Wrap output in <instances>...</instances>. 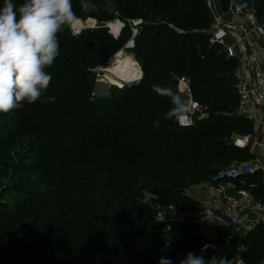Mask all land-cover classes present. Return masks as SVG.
Instances as JSON below:
<instances>
[{"label": "trees", "instance_id": "trees-1", "mask_svg": "<svg viewBox=\"0 0 264 264\" xmlns=\"http://www.w3.org/2000/svg\"><path fill=\"white\" fill-rule=\"evenodd\" d=\"M90 2L97 10L84 12L82 0H72L73 10L81 21L92 19L99 28L73 36L66 27L58 34L60 55L46 69L52 81L43 97L30 104L37 135L54 144L53 187L11 206L0 205V261L159 264L165 258L180 264L189 252L207 261L215 256V247L204 250L200 242L189 241L186 224L167 243L158 242L143 197L194 212L199 205L187 191L234 164L253 161L247 149L231 142L234 135L253 133L251 121L235 115L237 61L209 41L213 16L208 0ZM227 7L228 0H220L223 12ZM251 8L264 21V0H253ZM116 20L125 27L114 40L103 27ZM134 20L142 24L131 55L142 77L137 83L112 86L107 98L94 100L86 83L128 41L127 22ZM178 77L188 79L194 100L204 110L205 118L190 129L169 118L170 100L153 91V85L175 91ZM231 184L264 206L258 172ZM223 237L219 234L218 240ZM230 243L224 260L264 264V222ZM161 245L164 252L159 254Z\"/></svg>", "mask_w": 264, "mask_h": 264}, {"label": "built area", "instance_id": "built-area-1", "mask_svg": "<svg viewBox=\"0 0 264 264\" xmlns=\"http://www.w3.org/2000/svg\"><path fill=\"white\" fill-rule=\"evenodd\" d=\"M208 6L213 16V24L209 32L210 43L221 49L227 58L236 59L237 67L238 65L242 67L241 72L238 75L236 73L237 106L235 115L249 120L252 116L251 111L254 105L264 106V71L259 67L258 53L251 40V36L264 40V21H259L254 17L251 4L248 1L228 0L227 10L221 15H217L209 3ZM225 17H229L231 21L238 20L239 24L235 25L227 22L224 20ZM87 22H89V25L86 27L87 30H96L99 28V25L94 20H79L78 23L85 25ZM114 22L120 25V29L115 36L111 34L110 24H105L103 28L116 40L125 25L118 20ZM141 24V21L138 20L127 22L130 28V37L124 44L121 53L107 59L106 64L100 69L102 74H104L108 64L112 60L126 55L141 70L131 55L135 47L134 41ZM233 30L237 34L238 43L240 42L243 46L242 53L238 55L235 52L234 46L227 43ZM243 56L245 59H243ZM243 62L246 63L244 67L242 66ZM97 69L93 72H96ZM140 75V77L134 79L133 83L140 81L142 72ZM115 79L122 85L130 84L124 83L119 78ZM116 87L121 86L116 85ZM175 91L190 105L191 110L186 118L180 120L174 119V122L180 128H193L196 121L204 118V110L194 100L192 89L187 78L178 77L176 79ZM249 140L250 136H243L234 146L238 149H246ZM254 173L255 168L251 164L238 165L236 167L231 166L218 172L210 181V192L219 194L222 198L200 210L197 214L198 222L208 226L217 236L224 234L223 240L226 243L232 242L238 235H244L253 231L255 226L264 222V206L255 203L251 194L246 190H236L234 187H231V191L228 194H224V192L213 189L212 186L223 182L231 184L240 176H252Z\"/></svg>", "mask_w": 264, "mask_h": 264}, {"label": "clouds", "instance_id": "clouds-1", "mask_svg": "<svg viewBox=\"0 0 264 264\" xmlns=\"http://www.w3.org/2000/svg\"><path fill=\"white\" fill-rule=\"evenodd\" d=\"M81 9L91 12L97 6L90 0H82ZM79 20L72 0H23L19 5L13 0H3L0 6V113L7 114L24 102L32 104L43 97L52 81L46 69L60 55L58 34ZM153 91L170 100L169 118L180 120L188 116L190 105L172 87L153 85ZM49 99L55 102L56 97ZM159 264L172 262L161 258ZM180 264L232 262L215 256L206 261L202 255L189 252Z\"/></svg>", "mask_w": 264, "mask_h": 264}, {"label": "rangeland", "instance_id": "rangeland-1", "mask_svg": "<svg viewBox=\"0 0 264 264\" xmlns=\"http://www.w3.org/2000/svg\"><path fill=\"white\" fill-rule=\"evenodd\" d=\"M242 1H248L251 4L253 0ZM108 35L112 37V35ZM123 46L109 58L121 53ZM123 63L124 60H121L114 71H120L124 66ZM102 66L96 72H93V82L89 80L86 83V86H92L91 97L94 100L107 98L109 87L120 83L109 74L108 70L102 74L100 70ZM34 116L33 109L27 102L7 114L0 113V205L11 206L27 196L43 193L53 187L51 178L54 162L51 159L50 152L54 148V144L50 143L49 139H42L37 135L39 126L36 125ZM23 127L26 134L24 137L17 138L16 133ZM47 135H51V133ZM202 185L204 186L203 189L210 192V182ZM212 188L226 192V190H231V184L223 182L213 185ZM255 197L257 198V196ZM143 202L151 210L150 218L154 222L152 235L156 237L158 242L167 243L175 236L174 231L177 230V227L186 224L184 230L188 232L187 239L189 241L192 243L200 242L204 250L215 247V257L218 260L224 259V253L231 247V243H226L223 239L219 241L215 232L208 226L198 222L197 214L201 210L199 207L194 212H182L174 207L157 205L150 195H145ZM170 224H174L175 227ZM241 236L238 235L239 238ZM206 245L208 247H205ZM161 246L158 247L159 254L164 252V245ZM0 264H6L5 260L4 262L3 260L0 261Z\"/></svg>", "mask_w": 264, "mask_h": 264}, {"label": "crops", "instance_id": "crops-1", "mask_svg": "<svg viewBox=\"0 0 264 264\" xmlns=\"http://www.w3.org/2000/svg\"><path fill=\"white\" fill-rule=\"evenodd\" d=\"M209 5L212 9L217 13V15L223 14V11L220 8V0H208ZM225 21L231 22L235 25L239 24L238 20H232L229 17L224 18ZM237 34L234 32L228 38L227 43L229 45H233L235 48L236 54H241L243 50L242 44L237 39ZM251 40L254 43L256 52L258 53L257 58L259 62V67L261 70L264 71V40L258 39L254 36H251ZM243 59L245 57L243 56ZM243 67L246 66V63H242ZM241 65L237 67V75L241 72ZM252 116L250 117V121L252 123L253 133L250 136V140L247 144L246 149L248 153L253 156V161L250 163L255 168V172H258L260 178L262 180V185L264 187V106L254 105L251 111ZM205 118V115H204ZM203 118V119H204ZM202 119V120H203ZM243 136H236L234 135L231 138V142L233 146L235 145L238 140ZM232 166H238L234 164ZM231 187H234L231 184ZM204 186L201 184L198 187L192 188L187 191L186 195L188 198L194 200L198 203L199 208L202 210L204 207L210 205L211 203L218 201L222 198L221 195L215 194L214 192H208L207 190L203 189ZM231 190H226L224 194H228Z\"/></svg>", "mask_w": 264, "mask_h": 264}, {"label": "bare ground", "instance_id": "bare-ground-1", "mask_svg": "<svg viewBox=\"0 0 264 264\" xmlns=\"http://www.w3.org/2000/svg\"><path fill=\"white\" fill-rule=\"evenodd\" d=\"M85 25H81L80 23H77V24H75V28H78L79 26L87 27L89 25L88 22ZM109 28L112 32L111 34L114 33L113 35L115 36L120 29V25L118 23L114 22V23L110 24ZM121 60H124V63H123L124 66H122L120 71H118V72L114 71V69L116 68V65L119 64ZM113 61H115V62L113 63ZM106 70H108L109 74L112 75L114 78H119L124 83H131L132 81H134L135 78L141 76L140 75L141 71L136 66L134 61L127 55L126 56H120L119 58H115L114 60H112V62L108 64ZM115 80L117 81V79H115ZM116 85L122 86L121 83L115 84V86Z\"/></svg>", "mask_w": 264, "mask_h": 264}, {"label": "water", "instance_id": "water-1", "mask_svg": "<svg viewBox=\"0 0 264 264\" xmlns=\"http://www.w3.org/2000/svg\"><path fill=\"white\" fill-rule=\"evenodd\" d=\"M85 30H87V28L86 27H84V26H79L78 28H75V25H73L71 28H70V32H71V34L73 35V32H76V33H81L82 31H85ZM73 36H75V35H73ZM134 81H132L131 82V84L133 83Z\"/></svg>", "mask_w": 264, "mask_h": 264}]
</instances>
